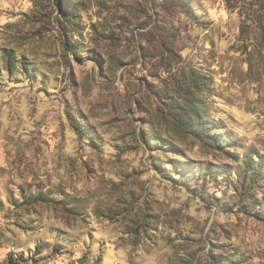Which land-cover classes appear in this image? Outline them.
Returning a JSON list of instances; mask_svg holds the SVG:
<instances>
[{"label":"rangeland","instance_id":"1","mask_svg":"<svg viewBox=\"0 0 264 264\" xmlns=\"http://www.w3.org/2000/svg\"><path fill=\"white\" fill-rule=\"evenodd\" d=\"M58 1L0 0V264H264L260 0Z\"/></svg>","mask_w":264,"mask_h":264},{"label":"trees","instance_id":"2","mask_svg":"<svg viewBox=\"0 0 264 264\" xmlns=\"http://www.w3.org/2000/svg\"><path fill=\"white\" fill-rule=\"evenodd\" d=\"M58 2H60V0ZM260 7L262 8V11L261 12H262V15H263L264 14V0H260ZM66 24H67V22H66ZM164 42H167L168 43V40L167 39H164ZM164 42H163L162 46L163 45L166 46V44ZM8 59H10V56L7 54L6 60H8ZM192 101H193V99H191V98H189V97L186 96V97H184L183 104L184 105H188ZM177 112H181V110L180 109H177ZM193 130H194L193 132H195V133H193V136L195 138H197L200 141H203L204 144H206V145L209 144L207 139H209V137L212 136L211 135L212 134L211 131L209 133H206V131L197 130L195 128H193ZM218 144L220 145L221 142H218ZM219 145H215V147H217ZM246 165H247L246 170H245L246 171V174L250 173V176H249V179H247V177L244 178L241 186H245V184L248 182L249 185L246 186V188L248 190L246 192V194L251 196L252 195V193H251V190L252 189H253V191L259 192V189H260L259 182H262L264 180V175H261L260 171L258 172V171L252 170L253 169L252 168L253 166L252 165L250 166L249 163L246 162ZM247 198H249V197H247ZM34 201H35V203H37V202H45L46 203V202H50V199L49 198H43L41 196H38V197H35L34 198ZM16 263H18V259H13V257L10 256L2 264H16Z\"/></svg>","mask_w":264,"mask_h":264}]
</instances>
